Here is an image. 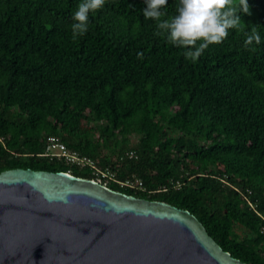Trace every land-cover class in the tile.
I'll return each instance as SVG.
<instances>
[{
	"label": "trees",
	"instance_id": "1",
	"mask_svg": "<svg viewBox=\"0 0 264 264\" xmlns=\"http://www.w3.org/2000/svg\"><path fill=\"white\" fill-rule=\"evenodd\" d=\"M80 2L0 0V172L109 171L107 187L187 209L223 250L264 264V0L240 13L259 45L230 29L195 63L156 35L145 0H106L73 39ZM51 136L87 163L48 156Z\"/></svg>",
	"mask_w": 264,
	"mask_h": 264
},
{
	"label": "water",
	"instance_id": "2",
	"mask_svg": "<svg viewBox=\"0 0 264 264\" xmlns=\"http://www.w3.org/2000/svg\"><path fill=\"white\" fill-rule=\"evenodd\" d=\"M0 264H248L189 210L63 171L0 172Z\"/></svg>",
	"mask_w": 264,
	"mask_h": 264
},
{
	"label": "clouds",
	"instance_id": "3",
	"mask_svg": "<svg viewBox=\"0 0 264 264\" xmlns=\"http://www.w3.org/2000/svg\"><path fill=\"white\" fill-rule=\"evenodd\" d=\"M106 0H82L72 14L71 32L73 39L88 31L90 12H96L105 5ZM144 18L156 21V35L165 36L171 45L184 49L185 59L195 63L209 45L222 43L230 29L243 32L244 46L261 43L257 27L244 31L246 25L240 13L251 15L248 0H179L177 14L168 18L165 8L168 0H145ZM254 51V49H252ZM138 58L143 53L137 54Z\"/></svg>",
	"mask_w": 264,
	"mask_h": 264
},
{
	"label": "built area",
	"instance_id": "4",
	"mask_svg": "<svg viewBox=\"0 0 264 264\" xmlns=\"http://www.w3.org/2000/svg\"><path fill=\"white\" fill-rule=\"evenodd\" d=\"M46 154L48 156H56L59 158H63L65 161L70 163H76L79 165H84L87 163V159L83 157H79L78 154L74 151H70L66 146L61 142L60 138L56 136H51L47 138V145H46ZM129 156L133 155V152L128 153ZM98 177L96 180L97 182L106 185V183L102 182V178H112L113 174L109 171H103L98 173ZM123 186H128L131 188H140L142 186V182L139 179L135 180H125L121 183Z\"/></svg>",
	"mask_w": 264,
	"mask_h": 264
}]
</instances>
